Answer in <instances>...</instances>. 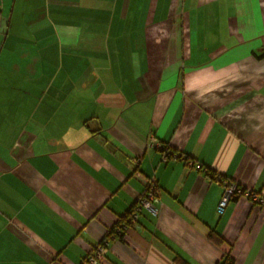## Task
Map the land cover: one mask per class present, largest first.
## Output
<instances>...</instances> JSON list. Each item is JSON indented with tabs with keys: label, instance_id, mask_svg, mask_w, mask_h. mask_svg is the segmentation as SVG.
<instances>
[{
	"label": "crops",
	"instance_id": "obj_1",
	"mask_svg": "<svg viewBox=\"0 0 264 264\" xmlns=\"http://www.w3.org/2000/svg\"><path fill=\"white\" fill-rule=\"evenodd\" d=\"M1 34L0 264H264L216 182L264 191V0H0Z\"/></svg>",
	"mask_w": 264,
	"mask_h": 264
},
{
	"label": "built area",
	"instance_id": "obj_2",
	"mask_svg": "<svg viewBox=\"0 0 264 264\" xmlns=\"http://www.w3.org/2000/svg\"><path fill=\"white\" fill-rule=\"evenodd\" d=\"M150 144L155 145L157 142L153 136H150ZM179 154L175 150H171L168 147L163 148L161 159L168 161L169 159H177ZM216 182L222 186V194L217 204V211L222 212L228 202L233 196L244 197L251 202L264 207V191H257L251 188L243 187L235 181L229 179L217 178ZM162 201L160 199L159 187L154 178H150L146 181L143 194L139 197L136 209L132 213L136 217L137 212L141 209H145L150 213L156 215L159 211V206ZM106 250L105 243H98L93 250L79 263V264H96L98 260L104 257Z\"/></svg>",
	"mask_w": 264,
	"mask_h": 264
},
{
	"label": "trees",
	"instance_id": "obj_3",
	"mask_svg": "<svg viewBox=\"0 0 264 264\" xmlns=\"http://www.w3.org/2000/svg\"><path fill=\"white\" fill-rule=\"evenodd\" d=\"M211 176L214 177V174H211ZM235 197H238V196H236V195L233 196V198H235ZM129 215H130V211H128L127 213H125L124 215H122L120 217L119 221H123L124 220V221H127V222H129V221L131 222V220L128 218ZM207 236L211 240H213V241H215L217 243L221 242L220 236L217 233L213 232V231L208 232ZM176 261H178L180 264H185L186 263V261H184L180 257L179 258H176ZM232 263H233V259L230 256H226V258L222 262V264H232Z\"/></svg>",
	"mask_w": 264,
	"mask_h": 264
},
{
	"label": "rangeland",
	"instance_id": "obj_4",
	"mask_svg": "<svg viewBox=\"0 0 264 264\" xmlns=\"http://www.w3.org/2000/svg\"><path fill=\"white\" fill-rule=\"evenodd\" d=\"M4 38H5V35H4V34H1V35H0V44H1V42L3 41Z\"/></svg>",
	"mask_w": 264,
	"mask_h": 264
}]
</instances>
